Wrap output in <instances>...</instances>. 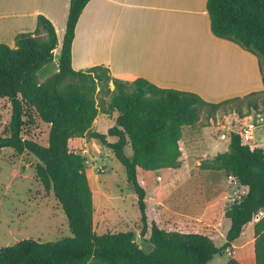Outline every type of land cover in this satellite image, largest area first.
Here are the masks:
<instances>
[{
  "label": "trees",
  "instance_id": "16d2710c",
  "mask_svg": "<svg viewBox=\"0 0 264 264\" xmlns=\"http://www.w3.org/2000/svg\"><path fill=\"white\" fill-rule=\"evenodd\" d=\"M90 0H70L66 30L58 56L59 70L40 81L39 70L54 61L58 37L54 24L38 16L37 28L21 32L15 45L0 43V97L12 105L8 133L0 134V148L28 151L38 159L36 176L46 190H52L67 216L70 236L42 241L25 238L0 247V264H209L243 232L254 225L255 264H264V148L251 147L238 132L230 136L229 148L200 163L201 169L222 170L247 187L240 201L225 210L230 219L227 239L219 247L208 234L167 230L156 221L148 224L146 189L139 181V168L161 170L180 168V141L184 127L198 126L204 108H218L238 99L210 103L195 92L160 87L145 78L125 82L111 75L104 65L76 70L72 48L79 18ZM212 32L236 42L259 58L264 83V0H208ZM45 32L43 35L42 33ZM75 81L66 87V81ZM113 82L111 89L109 83ZM110 94V102L98 98V90ZM264 92V90L262 91ZM249 110L235 107L239 116L264 112L260 100H248ZM118 112L106 133L91 130L100 112ZM34 113L49 124L47 144L23 136ZM108 136L116 137L110 141ZM75 137L99 140L124 165L127 180L137 194L141 233L150 229L149 249L137 241L136 232L94 228V199L87 157L71 149ZM130 145L132 154L125 148ZM227 264H242L230 257Z\"/></svg>",
  "mask_w": 264,
  "mask_h": 264
},
{
  "label": "rangeland",
  "instance_id": "374dc122",
  "mask_svg": "<svg viewBox=\"0 0 264 264\" xmlns=\"http://www.w3.org/2000/svg\"><path fill=\"white\" fill-rule=\"evenodd\" d=\"M57 67L55 60L45 65L38 72L39 80L44 81L52 76ZM70 83L75 81L68 80L63 86L66 87ZM109 86L113 89V82H110ZM263 94L264 92H261L248 98L238 99L215 109L204 108L197 124L198 126L205 124V126L197 129L191 126L184 127L180 141L184 152L181 157L184 159L180 168L139 170V181L146 189L149 227L154 220L165 229L206 233L219 247L224 245L230 227V220L225 217V210L233 202L240 201L247 188L227 177L225 173L201 176L198 166L200 167L199 163L203 160H210L216 152L225 149L227 136H231L233 132L239 133L241 130L244 124L241 125L238 119L231 116L237 112L235 107L238 106L246 112L250 109L248 100H260ZM97 96L107 103L110 102L109 93L99 89ZM11 115L10 100L0 97V134L8 133ZM116 115L114 112H100L102 118L98 120L99 124L94 126L95 129L91 128V130L106 133L108 128L115 124ZM256 126L251 144L264 132V124L256 123ZM49 129V124L43 122L34 113L32 120H28L24 126L23 136L47 144ZM108 138L116 140L113 136ZM88 142L89 144L85 145L86 149L84 148V155L87 157L89 178L95 181L96 177H99L98 185H100L99 190H95V196L98 221L103 220V224L97 231L102 233L132 230L136 232L138 243L143 248L149 249L150 229L147 234L141 233L142 223L137 194L127 180L124 165L114 156L110 148L98 145L97 139ZM125 151L131 155V146L128 145ZM37 163V157L28 151L19 153L11 147L0 148V200L13 197L22 200L14 204L15 208L14 206L11 208V204L7 201L0 209V239L3 245L6 243L12 245L25 238L52 241L71 235L67 216L62 207H59L58 199L52 190L44 188L36 176ZM189 166L192 168L191 171ZM11 170L13 177L10 174ZM190 174L193 175V181L188 183ZM7 220L10 225H5ZM3 230H8V233L4 235ZM244 238H250L249 230H246L242 239L241 236L235 239L231 248L215 255L209 264H227L230 257L240 258L242 264H255L251 254L244 255L246 249L242 243ZM89 264L95 262L91 261Z\"/></svg>",
  "mask_w": 264,
  "mask_h": 264
},
{
  "label": "crops",
  "instance_id": "0c3cea01",
  "mask_svg": "<svg viewBox=\"0 0 264 264\" xmlns=\"http://www.w3.org/2000/svg\"><path fill=\"white\" fill-rule=\"evenodd\" d=\"M207 1L90 0L76 26L72 48L73 67L79 70L104 65L110 69L112 76L125 82L142 77L163 88L195 92L210 103L243 98L255 91L262 92L264 83L259 58L236 42L218 37L212 32ZM69 7L70 0H0V43L14 46L16 35L34 31L38 16L44 15L52 21L57 32L58 46L54 58L58 65L56 73L59 70L58 56ZM113 112L117 114V118L118 112ZM234 115L231 116L238 119L241 125L249 122L264 124V112L252 111L244 117L237 112ZM101 118L99 113L91 128L99 124ZM259 137L254 143L248 144L264 148V132ZM86 138L88 137L72 138L71 149L84 154L85 145L89 144V140L95 139L88 138L87 141ZM230 140V136H227L225 149L220 152L228 150ZM97 144L101 145L100 142ZM181 150L183 152V147ZM189 170H192L190 166ZM198 171L204 177L225 173L222 170L201 169L199 166ZM190 177L188 183L193 181L192 174ZM89 181L95 207L94 228L97 231L103 224V220L98 221L96 209L95 190H99V177L95 181L89 178ZM7 201L11 208L22 202L16 197L2 199L0 209ZM59 207H62L60 202ZM256 220L247 223L240 235L242 239L246 230H249L250 238H244L242 243L246 247L244 255L251 254L253 259ZM7 224L10 225L8 220L5 222ZM6 233L8 230H3V234ZM1 242L0 239V247L7 246V243L3 245Z\"/></svg>",
  "mask_w": 264,
  "mask_h": 264
},
{
  "label": "built area",
  "instance_id": "2783aa9c",
  "mask_svg": "<svg viewBox=\"0 0 264 264\" xmlns=\"http://www.w3.org/2000/svg\"><path fill=\"white\" fill-rule=\"evenodd\" d=\"M256 125L253 122L244 123V125L240 128L239 134L242 137V141L244 143H250V141L254 138V130ZM161 177L159 176V179ZM258 219V217H257Z\"/></svg>",
  "mask_w": 264,
  "mask_h": 264
}]
</instances>
